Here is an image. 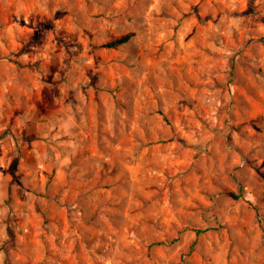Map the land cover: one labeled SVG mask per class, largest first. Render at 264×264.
I'll use <instances>...</instances> for the list:
<instances>
[{"label":"rangeland","instance_id":"obj_1","mask_svg":"<svg viewBox=\"0 0 264 264\" xmlns=\"http://www.w3.org/2000/svg\"><path fill=\"white\" fill-rule=\"evenodd\" d=\"M0 264H264V0H0Z\"/></svg>","mask_w":264,"mask_h":264},{"label":"trees","instance_id":"obj_2","mask_svg":"<svg viewBox=\"0 0 264 264\" xmlns=\"http://www.w3.org/2000/svg\"><path fill=\"white\" fill-rule=\"evenodd\" d=\"M132 37V33H128L126 34L125 36L117 39V40H114L112 42H110L108 45L109 46H117V45H120V44H123V43H126L128 42ZM202 230H198V233H200Z\"/></svg>","mask_w":264,"mask_h":264}]
</instances>
